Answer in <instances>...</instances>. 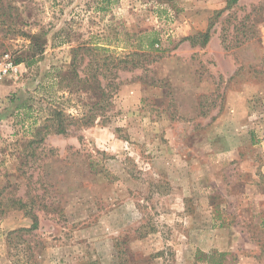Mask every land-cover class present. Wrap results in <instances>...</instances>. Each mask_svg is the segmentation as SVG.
<instances>
[{"label":"rangeland","instance_id":"374dc122","mask_svg":"<svg viewBox=\"0 0 264 264\" xmlns=\"http://www.w3.org/2000/svg\"><path fill=\"white\" fill-rule=\"evenodd\" d=\"M0 1V69L17 66L0 78V264H264V0ZM74 49L82 78L107 60L115 84L92 125L99 94L58 84ZM56 108L78 120L41 140ZM20 204L40 227L8 238L32 226Z\"/></svg>","mask_w":264,"mask_h":264},{"label":"trees","instance_id":"16d2710c","mask_svg":"<svg viewBox=\"0 0 264 264\" xmlns=\"http://www.w3.org/2000/svg\"><path fill=\"white\" fill-rule=\"evenodd\" d=\"M229 2V6L228 8H231L234 4L238 3L239 0H228ZM1 4V1H0ZM13 8V4L12 2L9 1V3L7 4V8H4V6L2 5L0 7V24L4 25L9 23V17L11 16V10ZM223 11L219 12L217 14L216 17H220ZM213 26V24H211V27ZM14 23L12 24V26L9 24V29L7 30L8 33H14L16 30L14 28ZM202 38V41L204 44L208 43L209 39H210V31L208 30L206 33L200 35ZM42 36L41 35H34V36H30V40H31V45L29 46L30 51L35 50L36 52L38 51V48H44V44L41 41ZM195 38H188V40H194ZM187 40V39H186ZM154 43H158V40L155 39ZM82 51H84L85 53L88 52H95L96 56L99 55V52L101 51H107L106 49H102V48H82ZM99 51V52H96ZM73 55L74 58L72 59V63H71V71L65 72L64 70H61L60 72H58L57 78L58 80V84L67 89H71L70 93L74 91V88H76V90H80V87L82 86L84 89L86 88V86H89V88L94 91L95 93L99 94V102H95L92 105V108L89 111L88 116H86V119H82L80 121H83V123H87V125H92L95 121L96 115H97V111L99 110H105L106 109V103L109 104L108 99L111 96V91H108L107 88L111 89L113 86H115L114 83H112L110 86L106 85L104 86L102 84V80L101 77L105 78L107 77V72H110L109 69V63L107 62V60H105L104 62L99 60V59H94V60H89V62H87L86 68L87 72H89V70H91L90 74H86V76L84 78H82L80 76L79 73H77V69H78V62L80 63V61L82 60V58L79 59V51H77V49L73 50ZM133 54L128 55L127 57L132 56ZM135 56V54L133 55ZM85 58H83L84 60ZM35 60V56L33 54H31V58H17V60H15L16 64H26L27 66H31L33 61ZM82 60V61H83ZM121 63H129L127 60L124 61H119L118 65H120ZM81 64V63H80ZM86 72V73H87ZM64 73V74H63ZM64 88V89H65ZM75 120L78 119H74L71 116H68L66 114L63 113L62 110L59 109H55L54 111H52V113L48 116V118L46 119V124H44L43 126L39 127L37 129V133L38 135H42L43 133V137L41 138V140H44V137L48 136L51 133H57V134H67V128L68 126L73 123ZM20 209H24L26 211V214L31 217L33 223L32 226L30 228H23L20 230H16L13 232H10V234L8 235V238H11V236L13 235H18L20 237V235L24 234V235H31L32 233L36 232L39 227H40V221L38 216L34 213L33 210H26V206L20 204V206L18 207ZM22 237V236H21ZM34 253L31 252V257H34ZM207 262L208 264H222V262L218 260H215V255L211 254L207 256Z\"/></svg>","mask_w":264,"mask_h":264},{"label":"built area","instance_id":"2783aa9c","mask_svg":"<svg viewBox=\"0 0 264 264\" xmlns=\"http://www.w3.org/2000/svg\"><path fill=\"white\" fill-rule=\"evenodd\" d=\"M15 68H17V66H14L13 64H8L4 69H0V78H2L9 71L14 70Z\"/></svg>","mask_w":264,"mask_h":264},{"label":"crops","instance_id":"0c3cea01","mask_svg":"<svg viewBox=\"0 0 264 264\" xmlns=\"http://www.w3.org/2000/svg\"><path fill=\"white\" fill-rule=\"evenodd\" d=\"M230 250V249H229Z\"/></svg>","mask_w":264,"mask_h":264}]
</instances>
